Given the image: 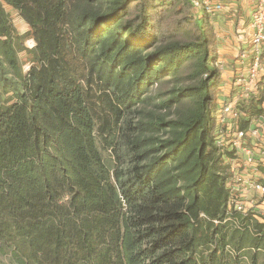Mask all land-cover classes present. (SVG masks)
Listing matches in <instances>:
<instances>
[{
	"label": "trees",
	"instance_id": "1",
	"mask_svg": "<svg viewBox=\"0 0 264 264\" xmlns=\"http://www.w3.org/2000/svg\"><path fill=\"white\" fill-rule=\"evenodd\" d=\"M192 9L0 0V264H264V220L228 210L219 38Z\"/></svg>",
	"mask_w": 264,
	"mask_h": 264
},
{
	"label": "built area",
	"instance_id": "2",
	"mask_svg": "<svg viewBox=\"0 0 264 264\" xmlns=\"http://www.w3.org/2000/svg\"><path fill=\"white\" fill-rule=\"evenodd\" d=\"M236 2L243 0H233ZM196 16L217 18L226 11L221 0H191ZM249 21L238 22L235 58L228 64L217 57L215 67L227 91L217 103L215 144L228 165L225 187L228 210L264 220V0H248ZM214 28L217 37L226 29ZM220 36V37H219ZM216 51V55H218ZM258 110V111H257ZM254 112V113H253Z\"/></svg>",
	"mask_w": 264,
	"mask_h": 264
},
{
	"label": "crops",
	"instance_id": "3",
	"mask_svg": "<svg viewBox=\"0 0 264 264\" xmlns=\"http://www.w3.org/2000/svg\"><path fill=\"white\" fill-rule=\"evenodd\" d=\"M226 5V11L222 15L223 18H220V27L224 26L226 29L225 37L220 39L221 43L219 47H217L218 57H222L228 64L233 62L235 58V36L234 33L238 28L237 24L239 21H243L245 24L249 21V11L250 6L247 5L248 0L243 1H233V0H221ZM26 31V30H25ZM224 76L221 77L220 83V92L218 95V101L220 102L222 99V90L227 91L224 83Z\"/></svg>",
	"mask_w": 264,
	"mask_h": 264
},
{
	"label": "rangeland",
	"instance_id": "4",
	"mask_svg": "<svg viewBox=\"0 0 264 264\" xmlns=\"http://www.w3.org/2000/svg\"><path fill=\"white\" fill-rule=\"evenodd\" d=\"M7 11L10 12L11 18L13 20V24L16 27V29L19 32H24L27 29V27L23 23V21L14 12H12L9 8H7ZM248 11H250V10H248ZM202 16H204V20L203 21H199V23H198L199 26L202 27V28H206L208 26L213 25V27L216 28V30L218 28L217 26L220 25V23H221L219 21L220 18H223V16L220 15V14L218 15L217 18H213V19L208 18L205 14H202ZM222 30H224V26H222L221 32H222ZM220 43H221L220 39L219 40L216 39L215 47H219ZM32 46H33V42H28L27 43V47L31 48ZM217 57H218V55H217ZM219 92H220V86L217 87V89H216V95H217V97L219 95ZM5 264H10V262L8 261V259L5 260Z\"/></svg>",
	"mask_w": 264,
	"mask_h": 264
}]
</instances>
